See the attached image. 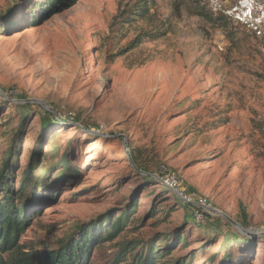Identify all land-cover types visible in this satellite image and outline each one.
Instances as JSON below:
<instances>
[{
    "label": "rangeland",
    "instance_id": "obj_1",
    "mask_svg": "<svg viewBox=\"0 0 264 264\" xmlns=\"http://www.w3.org/2000/svg\"><path fill=\"white\" fill-rule=\"evenodd\" d=\"M45 1L0 0V170L10 154L15 189L38 180L20 243L55 251L127 210L87 263L155 245L154 264H264V4Z\"/></svg>",
    "mask_w": 264,
    "mask_h": 264
},
{
    "label": "trees",
    "instance_id": "obj_2",
    "mask_svg": "<svg viewBox=\"0 0 264 264\" xmlns=\"http://www.w3.org/2000/svg\"><path fill=\"white\" fill-rule=\"evenodd\" d=\"M73 2L74 0H46L44 15L62 7L66 8V6H70L69 4H73ZM63 3L67 5H63ZM138 9L144 10V6ZM138 14L141 15L143 13L139 11ZM208 18L213 19V16ZM9 156L6 160V166L0 170V264H91L87 263L90 249L96 245L97 242L100 243L103 242V240H111L117 236L126 222L127 210L120 212L114 219L108 218L105 220L108 229L103 235L85 229L82 231L81 239L69 238L68 241L61 244L62 247L55 251L36 252L29 249L27 250V247L19 241V236L24 232L30 221L29 216H27L29 203L26 189L31 183L37 187L38 180H36V178L34 179V167L31 166L21 177V187L15 189L12 183L13 175L11 173ZM65 157L66 155L62 156L64 169L69 165V162L65 163V161H63ZM32 158L37 160L36 166L40 164V148H35L33 150ZM46 175L40 180L41 186L47 183L46 177L48 175ZM238 237L239 235L234 236V238ZM248 242L252 243L253 240L251 241L250 239ZM158 249L159 248L155 245H151L142 255L139 254L136 257L134 256L130 263L126 262V256L131 250L125 251L121 256L122 262H125L122 264H154L157 258L163 256L162 253H159ZM120 262L121 261H118L117 264H120ZM174 264L180 263L177 261ZM219 264H252V262L249 259H241L240 257L237 259L228 257L227 259H223Z\"/></svg>",
    "mask_w": 264,
    "mask_h": 264
},
{
    "label": "built area",
    "instance_id": "obj_3",
    "mask_svg": "<svg viewBox=\"0 0 264 264\" xmlns=\"http://www.w3.org/2000/svg\"><path fill=\"white\" fill-rule=\"evenodd\" d=\"M258 5H263L264 4V0H254ZM72 114V113H71ZM72 116V115H70ZM165 184H167L168 188L171 189L172 191L177 192V187H178V182L175 178V176H172L171 178H162L161 179ZM188 199V196H185Z\"/></svg>",
    "mask_w": 264,
    "mask_h": 264
},
{
    "label": "water",
    "instance_id": "obj_4",
    "mask_svg": "<svg viewBox=\"0 0 264 264\" xmlns=\"http://www.w3.org/2000/svg\"><path fill=\"white\" fill-rule=\"evenodd\" d=\"M227 217L230 219V217H229V216H227ZM231 221H232V222H235V221H233L232 219H231ZM251 229H252V228H251ZM252 230H253V229H252Z\"/></svg>",
    "mask_w": 264,
    "mask_h": 264
},
{
    "label": "bare ground",
    "instance_id": "obj_5",
    "mask_svg": "<svg viewBox=\"0 0 264 264\" xmlns=\"http://www.w3.org/2000/svg\"><path fill=\"white\" fill-rule=\"evenodd\" d=\"M258 232H261V233H263V234H264V230H263V231H260V230H259Z\"/></svg>",
    "mask_w": 264,
    "mask_h": 264
}]
</instances>
